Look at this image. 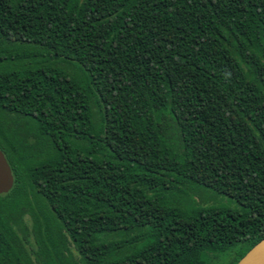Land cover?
Masks as SVG:
<instances>
[{
  "label": "trees",
  "instance_id": "trees-1",
  "mask_svg": "<svg viewBox=\"0 0 264 264\" xmlns=\"http://www.w3.org/2000/svg\"><path fill=\"white\" fill-rule=\"evenodd\" d=\"M0 264H237L264 238V0H0Z\"/></svg>",
  "mask_w": 264,
  "mask_h": 264
},
{
  "label": "water",
  "instance_id": "water-1",
  "mask_svg": "<svg viewBox=\"0 0 264 264\" xmlns=\"http://www.w3.org/2000/svg\"><path fill=\"white\" fill-rule=\"evenodd\" d=\"M11 169L0 151V195L7 194L13 187ZM237 264H264V238L252 247Z\"/></svg>",
  "mask_w": 264,
  "mask_h": 264
}]
</instances>
